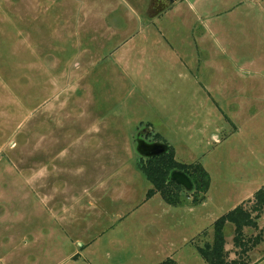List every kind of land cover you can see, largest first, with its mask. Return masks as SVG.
I'll return each mask as SVG.
<instances>
[{"label": "rangeland", "instance_id": "374dc122", "mask_svg": "<svg viewBox=\"0 0 264 264\" xmlns=\"http://www.w3.org/2000/svg\"><path fill=\"white\" fill-rule=\"evenodd\" d=\"M166 3L0 0V264H206L196 245L251 183L264 187V0ZM83 117L93 136L72 145ZM143 122L209 172L201 203L185 187L178 207L148 198L139 168L132 200L92 190L119 164L99 152L118 141L122 154L123 133ZM132 153L120 162L135 166ZM52 156L78 167L52 175L71 184L53 194L61 207L45 190ZM225 235L236 258L233 224Z\"/></svg>", "mask_w": 264, "mask_h": 264}, {"label": "trees", "instance_id": "16d2710c", "mask_svg": "<svg viewBox=\"0 0 264 264\" xmlns=\"http://www.w3.org/2000/svg\"><path fill=\"white\" fill-rule=\"evenodd\" d=\"M154 139L162 140L159 134H156ZM138 168L153 185V188L148 191L147 197L151 198L159 192L171 205H180L182 193L185 191L181 185L170 179L171 172L174 170L184 172L192 180L194 187L190 193H186L192 196L193 204L201 203L210 189L211 177L203 164L199 162L187 164L178 161L172 146L166 153L159 156L141 158ZM263 214L264 187L256 191L251 199L242 202L213 223L212 242L196 245L201 257L207 264H252L250 252L264 242V228H259L258 223ZM228 223L234 225L233 244L237 257L233 259H230L229 250L226 249L225 227ZM246 228H254L258 230V233L249 236ZM161 264L178 263L173 259H168Z\"/></svg>", "mask_w": 264, "mask_h": 264}, {"label": "crops", "instance_id": "0c3cea01", "mask_svg": "<svg viewBox=\"0 0 264 264\" xmlns=\"http://www.w3.org/2000/svg\"><path fill=\"white\" fill-rule=\"evenodd\" d=\"M176 1H178V0H175V2ZM172 4H169L168 6L166 5L167 7L165 9L167 10L169 6H172ZM79 28H82V26H79ZM96 60H97L96 58L92 59L93 62H97ZM88 103H91V102H88ZM88 109H89V107L86 106L85 107L86 116H88L90 114ZM81 110H82V108H81ZM81 112H83V116H84V110H82ZM77 121H79V123L84 124L83 125L84 129H83V133L77 139H75L74 141L71 142L72 145L76 144V143L77 144L84 143L85 142L84 138L86 137V135L93 136V133H89V132H90V129H91L90 127L94 123L89 124L88 119H85L84 117L81 118V119L79 118ZM120 126L121 125H119V127ZM139 126H144V127H142L137 132V134L133 130H131L130 131L131 133H129V134H128V132L123 133L124 134V140L121 142L122 143V154H120V152L118 151V149H119L118 148V141H115V143H116L115 145H113V143H112V146L107 147L105 149V151H107V152H99V156L100 157H103V156H107V158L110 157L111 160L117 161V162H119V164H118V166L112 168L110 171L107 170L105 172H101L103 170L102 163H101V166H98V167L95 165V169L100 171L101 173H100L99 177L96 180L97 184H95V186L92 188V190H94V191L103 190L105 192L110 190L109 191L110 192L109 196H111L112 200L118 201V202H126V201H129V199L130 200L133 199V197H132L133 193L130 192V188H131V185H135V182L139 178V176H138V173H139V171H138L139 170L138 169V162L136 161V163H135L136 165L134 166V165H129L128 161L127 162L126 161H124V162L121 161L120 162V160L124 159L123 157H129V155L130 156L133 155L132 151L134 149L136 150V152L139 154V156L141 158H145L146 159V157H143L137 151L138 139H144L146 142L162 141V140H155V139L151 138L152 134H153V128L151 127L150 123H144L143 122ZM144 128L150 130V132H147V133L139 136L138 135L139 132L142 129H144ZM96 141H97L98 144L95 145L96 149L92 152V154L94 155V159H96V156L98 154L97 150L99 149V151H101L100 149L102 147L101 140L99 139V140H96ZM93 142L95 143V140ZM162 142H164V141H162ZM66 148L64 150H66ZM71 154L72 153L70 152V155ZM77 156H79L78 153L75 154L72 158H70V157L69 158L71 160H76V159H79ZM48 160H49V162L47 163V167H46V184H45V190L47 191V200L49 202H54L52 204V206L61 207L58 204L55 205L53 194L55 193V191H59V190H62V191H66V189L70 190L71 189V184L70 183L68 184V181H65L64 183H62L59 180L53 181L52 180V175H56V174H59V173L64 174V173H67V172H69L71 170H76L78 172V169H77L78 167H76V169H73L72 166L67 167L68 165L65 164V163H62L60 166H55L54 164L56 162V158L53 157V156L50 159H48ZM174 171H176V170H174ZM177 171H179V170H177ZM170 179H171V175H170ZM172 181H174V180H172ZM250 185H251L252 189L249 190V191H247V190L244 191L245 192L244 195L239 200L240 204L242 202H244V201H247V200L251 199L253 197V195L255 194V192L260 189V187H259L260 185L259 184L257 185V183H255V182L251 183ZM181 186L184 188L183 185H181ZM107 187H109V188H107ZM251 187H249V188H251ZM87 191H90V190L86 189L85 192H87ZM187 191L191 192L192 189L191 190H187ZM109 196L107 195L108 198H110ZM105 197H106V195L104 196V198ZM187 198L191 200L192 197H191V195H189V197H187ZM70 211H71V209L70 210L67 209V211H66L63 208V213L66 216H68V213ZM65 218H68V217H65ZM158 238L159 237H157V239ZM250 258H251L252 264H264V242L260 243L257 247H255L250 252ZM169 259H171V258L169 257ZM165 260L162 259L161 263L164 262ZM159 261H158V263H159ZM176 262L178 263V260Z\"/></svg>", "mask_w": 264, "mask_h": 264}, {"label": "water", "instance_id": "95a60500", "mask_svg": "<svg viewBox=\"0 0 264 264\" xmlns=\"http://www.w3.org/2000/svg\"><path fill=\"white\" fill-rule=\"evenodd\" d=\"M175 0H171L172 4ZM150 130L144 128L139 132V136L143 135ZM170 145L166 142L156 141V142H146L144 139H138L137 151L146 158H151L155 156H159L163 153H166L169 150ZM171 179L174 180L178 185H183L187 190H191L192 181L190 178L183 173L182 171H173L171 173Z\"/></svg>", "mask_w": 264, "mask_h": 264}, {"label": "flooded vegetation", "instance_id": "af4514ba", "mask_svg": "<svg viewBox=\"0 0 264 264\" xmlns=\"http://www.w3.org/2000/svg\"><path fill=\"white\" fill-rule=\"evenodd\" d=\"M171 0H162V2H167L166 5L168 4V2H170ZM165 5V6H166Z\"/></svg>", "mask_w": 264, "mask_h": 264}]
</instances>
